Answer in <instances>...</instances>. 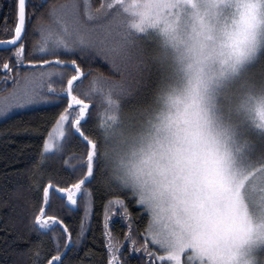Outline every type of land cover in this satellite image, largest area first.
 I'll return each mask as SVG.
<instances>
[{
	"label": "snow or ice",
	"instance_id": "snow-or-ice-1",
	"mask_svg": "<svg viewBox=\"0 0 264 264\" xmlns=\"http://www.w3.org/2000/svg\"><path fill=\"white\" fill-rule=\"evenodd\" d=\"M13 9L0 39L8 53L0 116L66 104L31 172L41 198L30 225L53 240L48 251L29 249L32 264H64L81 243L95 215L88 185L97 182L108 197L107 264H127L133 253L143 264H264V0H15ZM73 56L88 70L63 58ZM97 60L113 75L94 71ZM93 100L106 141L118 125L127 129L126 152H102L101 137L85 135ZM69 128L85 151L62 159ZM52 156L74 182L45 176ZM26 191L18 185L14 195ZM56 200L83 208L75 240L51 212ZM130 206L148 215L142 235ZM118 209L123 240L110 226Z\"/></svg>",
	"mask_w": 264,
	"mask_h": 264
},
{
	"label": "trees",
	"instance_id": "trees-1",
	"mask_svg": "<svg viewBox=\"0 0 264 264\" xmlns=\"http://www.w3.org/2000/svg\"><path fill=\"white\" fill-rule=\"evenodd\" d=\"M15 0H0V38H5L3 28L5 18L7 26L11 27L14 23V5ZM39 2V0H36ZM48 4L59 3L61 0H47ZM98 3V0H96ZM10 7V8H9ZM10 22V23H9ZM38 36L30 37L29 44L38 39ZM8 53L0 51V62L6 59ZM65 59H78V57H63ZM82 63V62H81ZM92 69L98 70L106 77L113 75L108 70L106 62L99 60L93 62ZM85 71L89 65L82 63ZM4 72L0 71V77ZM88 81H84L86 87ZM12 88V82H7V89ZM3 80H0V98L7 95L4 90ZM143 103L150 104L149 95ZM89 110L92 112V120L85 125V135L93 138L100 137L99 121L96 119L97 112L93 111L94 106L98 107V101L93 100L89 104ZM64 105H30L26 108L15 109L5 117L0 118V264H32V251L39 247L42 251H48L53 248L52 234L50 231L41 234L31 228L30 216L28 211L40 203L41 191L33 184L37 180L36 176L31 175L36 171L35 165L39 161V153L46 138L47 131L51 129L56 116ZM127 107L125 110H127ZM102 110V109H99ZM68 139L65 142L62 159H70L78 156L85 151L84 144L81 143L79 135H72L71 129H66ZM62 159L57 156L49 158L44 166L45 176L51 175L54 180H60L64 183L74 182L75 177L71 175L70 169L63 165ZM38 183H46L44 178H40ZM23 185L27 190L25 197L14 195L17 186ZM94 189V208L95 213L92 220L88 223V230L85 232L81 243L76 248L65 252L62 259L64 264H107L108 254L104 243L103 232V203L108 197L103 195V190L96 184H90ZM79 196V194H78ZM30 197V204L26 207L24 199ZM66 201L56 200L52 204L51 212L56 213L68 225V230L72 233L73 240L76 239L80 231V222L83 218V208L73 205L63 207ZM112 218L110 225L114 235L123 240V234L127 233V221L119 214ZM130 211L134 217H138L134 223L140 226L141 235L147 226L148 215L144 213L139 206H130ZM59 231V230H57ZM130 251V248L123 249ZM54 255V251L52 252ZM123 259V257H122ZM145 257L141 253H133L128 257L127 264H143Z\"/></svg>",
	"mask_w": 264,
	"mask_h": 264
},
{
	"label": "clouds",
	"instance_id": "clouds-1",
	"mask_svg": "<svg viewBox=\"0 0 264 264\" xmlns=\"http://www.w3.org/2000/svg\"><path fill=\"white\" fill-rule=\"evenodd\" d=\"M128 135V131L125 127L122 125H118L116 128L113 129V131L109 134L108 140L106 141L104 139V133L100 134L101 137V151H113L115 150H124L126 152V149H123V141L124 138ZM129 163H134L133 161H129Z\"/></svg>",
	"mask_w": 264,
	"mask_h": 264
},
{
	"label": "rangeland",
	"instance_id": "rangeland-1",
	"mask_svg": "<svg viewBox=\"0 0 264 264\" xmlns=\"http://www.w3.org/2000/svg\"><path fill=\"white\" fill-rule=\"evenodd\" d=\"M2 102H3V100H2V98H0V103H2ZM13 110H15V109H13ZM13 110H12V111H13ZM12 111H11V112H12ZM11 112H10V113H11ZM2 117H5V116H0V118H2Z\"/></svg>",
	"mask_w": 264,
	"mask_h": 264
},
{
	"label": "water",
	"instance_id": "water-1",
	"mask_svg": "<svg viewBox=\"0 0 264 264\" xmlns=\"http://www.w3.org/2000/svg\"><path fill=\"white\" fill-rule=\"evenodd\" d=\"M5 47H7V46H0V49H4ZM90 107V106H89Z\"/></svg>",
	"mask_w": 264,
	"mask_h": 264
},
{
	"label": "flooded vegetation",
	"instance_id": "flooded-vegetation-1",
	"mask_svg": "<svg viewBox=\"0 0 264 264\" xmlns=\"http://www.w3.org/2000/svg\"><path fill=\"white\" fill-rule=\"evenodd\" d=\"M46 1H47V0H46ZM9 8H10V7H9ZM9 23H10V22H9ZM0 29H2V28H0ZM0 39H3V38H0ZM1 50H3V49H0V51H1Z\"/></svg>",
	"mask_w": 264,
	"mask_h": 264
}]
</instances>
